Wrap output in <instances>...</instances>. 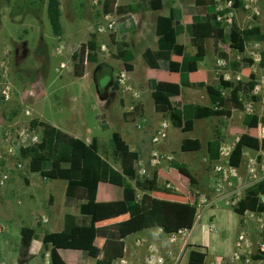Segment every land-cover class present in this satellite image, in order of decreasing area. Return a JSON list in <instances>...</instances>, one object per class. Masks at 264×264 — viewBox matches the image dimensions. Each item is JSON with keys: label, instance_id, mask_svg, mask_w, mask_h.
Segmentation results:
<instances>
[{"label": "rangeland", "instance_id": "obj_1", "mask_svg": "<svg viewBox=\"0 0 264 264\" xmlns=\"http://www.w3.org/2000/svg\"><path fill=\"white\" fill-rule=\"evenodd\" d=\"M45 1L0 0V73L3 62V65L9 68V81L12 84V98L14 99L9 102H4L3 100L0 102V151L8 144L16 150V154L8 159L5 170L8 172L9 178L15 177L18 180L14 192H11L6 185L0 187V248L2 252L17 247L19 229L22 226L38 229L37 233L41 234L59 230V228H54L52 225L57 216L65 209L63 204L66 182L64 180L44 179L37 173L29 172L28 161L18 155L17 150L22 145V136L24 137L28 132L31 118L46 120L54 124L63 122L77 125L80 132L84 133V124L89 125L90 129L95 131L93 127H98L96 115L104 113L108 128L100 132L103 138L100 140L101 144L106 147L111 134L118 132L122 135L124 141L131 146V139L134 137L147 138L149 141L150 131L148 126L156 118L160 117V114H157L153 109V101L149 92L148 94L147 92L143 93L136 85L146 82L147 79L172 83L178 82L177 74L161 68L150 69L145 65L140 53L145 47H150L152 43L142 42L130 48L132 53L130 64L133 68L131 71L125 72L127 84L139 93V98L129 99L126 102L120 99L117 91L112 90V82L116 81L122 71L124 72V67L121 61L115 57L117 46L111 42L110 37L114 32L102 34L96 32L97 26L102 22L100 0L94 2V7H91V0H60V23L64 37L59 38L54 37L51 33L45 12ZM119 1L126 3L135 0ZM179 2L182 3L185 0H179ZM164 3L165 6L160 12L162 15L167 14L168 1L164 0ZM259 6V16H251L250 12L242 7V4L238 6L234 19L236 25L239 28L258 25L264 32V3L261 0H259ZM112 17L116 21L117 27L118 17L115 14ZM92 32L97 34L99 46L97 62L84 61L83 67L86 70V74L83 77H77L74 75L73 68L78 58L74 60L72 55L79 53L80 47L85 45ZM177 40L178 43L186 46V50L190 54L200 51V47L190 45L187 42L186 33L179 34ZM102 44L105 45V51L101 50ZM57 45H61L64 48V52L60 53L62 56H57L53 51ZM212 47V41L207 39L202 47L204 60L199 64V70L191 75L192 81H205L211 84L213 79H217L219 72L218 70H213L212 72L211 67L212 63L214 62L215 64L217 59ZM219 48L228 55L230 60L239 62V70L232 73L231 78L233 80H235L237 74H239L240 80L243 82L247 80L249 72L256 75L257 83L260 85L257 94L260 99L254 102L253 112L264 116V71L257 66L241 62L243 56L251 58L253 53L263 49L264 43H261L259 47L247 46L243 54H238L231 50L226 42H221ZM6 59L7 61H4ZM61 63L64 64V68H60ZM244 69L247 72L243 71ZM99 90L102 93L101 95ZM29 92L35 98L34 101L31 99ZM120 100H122V103H120ZM179 100L184 104L197 103L207 105L209 102L204 89L200 91L187 87L181 88ZM140 101L143 106L145 120L141 122L140 118H138L132 122L123 121L121 107L125 105V109L128 110L130 105H135ZM25 109H28L29 115H25ZM241 116L242 113L240 111L234 110L229 119L223 117L219 119L195 120L193 131L184 135L189 138L201 139L200 133L204 125L208 129L205 138H212L219 129L222 130L223 135L229 136L225 139L226 141L224 140L226 147L232 148L235 137L239 136L241 138L239 142L242 144L243 150H251L250 155L254 156L260 148V142L256 138L255 132L246 129L242 125ZM99 119H104V117L99 116ZM160 120H162L161 117ZM165 120L168 121L167 118ZM138 124H140V127H137ZM61 125L60 127L64 128ZM21 133L23 135L19 136ZM178 136H181V132L173 129L170 125L167 138L163 141V144L167 143L170 147H173L178 142L176 140ZM230 136H232V139H230ZM236 143L233 144V147ZM149 151L150 149L148 148L139 151V158L147 160ZM184 154L195 158L201 156L199 151L185 152ZM16 163L22 164L21 170L14 168ZM203 164L202 168L199 169V173L196 170H193L192 173L199 182L203 183L196 186V189H200L199 191L208 200H211L215 197L213 187L217 181L213 174L211 175L212 164L208 161ZM154 171L155 169L148 166L149 177L152 178ZM24 176L29 179V186L24 183ZM240 176V181L237 184L231 182L229 187L226 186V188L232 191L237 187H241L246 182V172L243 168ZM161 177L162 183L166 179L175 185L179 183L174 175H163ZM203 177L204 179L201 181ZM161 182L156 183L155 181L154 194L156 195L159 193L158 189L162 187ZM186 182L184 177L180 183L184 184ZM181 187L182 185L180 184L176 188ZM187 189L191 191V194L195 193V189L191 187ZM186 191L185 189L184 192ZM243 193L244 191H242L241 196ZM48 195H51L50 198H48ZM99 196L102 197L104 195L100 193ZM233 198H235V195H233ZM77 207L78 203L76 202L73 204L72 210L69 209L67 211L69 213L73 211L77 214ZM224 207L232 209V206ZM119 213H122V211ZM207 217V214L203 213L196 220L192 230L188 233V243L197 245L202 243L201 225L208 222ZM43 218L47 219L44 224L42 222ZM234 218L239 221L240 216L237 215ZM241 219L244 220L241 226L235 220L233 228L228 229L229 220L226 213L224 211L215 213L212 222L217 230L216 236H218L217 246L219 249L217 254L226 256L227 241L232 239L234 245L240 232H244L253 242L252 255L256 254V244L262 234L257 217L245 215ZM112 221L117 222L118 220L115 218ZM40 224L43 225L40 227ZM209 239V251H212L215 248L214 234ZM99 240H97V245L100 243ZM137 240L140 242L139 245L136 244ZM123 242L125 247L121 258L127 259L131 264H144V256L149 249L148 243L155 245L158 254L165 258V264L175 263V257L170 258L167 256L169 249H173L175 256L180 254L181 249L179 243L176 245L169 244L163 232H156L152 228L129 236ZM186 247L181 252L182 254L177 261L178 264H186ZM80 254L79 251L74 250L61 251L63 260L70 264H94V260L89 257L80 260ZM11 256L13 255L9 256L8 262L11 261ZM212 259L213 257L210 256L206 259V263L209 264ZM37 260L39 264H45V258L37 256ZM250 264H264V259L262 261L251 260Z\"/></svg>", "mask_w": 264, "mask_h": 264}, {"label": "trees", "instance_id": "obj_2", "mask_svg": "<svg viewBox=\"0 0 264 264\" xmlns=\"http://www.w3.org/2000/svg\"><path fill=\"white\" fill-rule=\"evenodd\" d=\"M192 2L184 7L182 12L189 16L190 21L181 23V11L172 9L168 16L158 15L156 18L155 33L157 48L146 49L142 53L144 63L151 69L162 68L170 73L178 74V82H165L148 79V88L153 100L154 110L168 117L171 126L182 132L193 129V121L212 117L230 118L233 110L242 111L241 97L257 102L260 97L251 95V90L257 84V77L249 72L245 82L224 80L218 75L214 84L207 85L204 81L192 82L190 74L196 73L198 63L204 58L202 47L206 39L213 42V52L217 58L228 60V68L236 72L239 62L230 60L228 55L221 51L219 44L226 42L229 48L238 54H243L247 44L264 43V32L258 25L239 28L236 23L226 29L217 22L213 11L212 0H187ZM235 7L241 5L235 1ZM162 8L161 0H139L127 6H115V0H103L102 15L108 13L158 11ZM45 12L50 25L51 33L59 38L62 34L60 23V0H46ZM186 32L190 42L200 47L196 54L186 51L184 45L177 42V36ZM113 33V32H112ZM97 34L92 32L85 45L80 47L77 54H73V72L77 77L84 74L83 62H97ZM85 51H87L85 55ZM115 57L119 59L125 70L130 71L132 53L117 46ZM242 63L252 65L251 58L242 57ZM258 67L264 71V48L259 51ZM117 82H112V90L117 89ZM182 87L204 89L210 104L180 105L179 98ZM101 95V91L99 90ZM0 102L2 97L0 95ZM122 103V100H120ZM140 106H135V116H141ZM138 111V112H137ZM125 115V114H124ZM259 121L264 122V116L244 114L242 125L248 130H255ZM29 128L34 130L39 140L27 146L18 148V155L28 161V170L37 173L45 179L64 180L65 205L78 203V215L66 213L63 217V228L58 232L37 233L34 228L22 226L19 229V243L16 250L17 264H30L32 254L31 243L39 239L46 252L50 264H70L65 262L60 251H79L83 258L89 257L94 264H113L123 256L124 240L144 230L157 228L163 233L180 229L190 230L196 220V209L185 200L170 201L152 197L154 193L153 180L140 177L137 174L136 162L138 153L131 150L117 132L111 134L104 147L99 138L92 137L89 143L74 138L60 129L37 118L29 120ZM264 149V141L260 143ZM201 148L197 139H183L181 150L198 151ZM210 161L219 159L220 141L215 136L206 144ZM242 144L238 142L232 149L229 165L238 168L242 161ZM47 165V167H45ZM174 167L185 177L190 186L196 184L194 177L187 169ZM21 170V169H20ZM140 190L139 199H136V190ZM103 195L110 194L112 200L124 202L128 214L127 219L110 225L98 227L95 224V204ZM117 193L120 195L115 196ZM264 193V182H259L247 188L233 211L238 215L245 212L259 214L264 212V204L259 201V194ZM146 215H148L146 217ZM145 216V226L143 221ZM264 241V230L261 234ZM101 238V247L95 245V240ZM187 264H204L206 253L199 246L187 245ZM253 261L264 259V251L251 256Z\"/></svg>", "mask_w": 264, "mask_h": 264}, {"label": "crops", "instance_id": "obj_3", "mask_svg": "<svg viewBox=\"0 0 264 264\" xmlns=\"http://www.w3.org/2000/svg\"><path fill=\"white\" fill-rule=\"evenodd\" d=\"M96 1L97 0H91V2H92V6L91 7H94V5H95L94 2H96ZM138 1L139 0L130 1V2H126V3H121L119 0H117V2H118L117 3L116 0H115V6L117 5V6L123 7V6H127L129 4L138 2ZM161 1H162V8L160 10H158V11L133 12L132 14L135 17L136 22L131 20V19L128 20V14L130 12H125L124 11L123 13H120V14L115 13V12L110 13L111 15L115 14L118 17V24H117L116 30H115V32L112 35H110L111 42L115 46H119L122 50H128V51H130V48L135 47V46H137V44H140L142 42H151L152 45L150 47H145L141 51V53H140L141 57H142V53L146 49L155 50L157 48V36H156V33H155L156 18H157L158 15H162L160 12H161V10H163V8L165 6L164 0H161ZM167 1H168L167 14L163 15V16H168L172 9H178L182 13L181 14V16H182L181 23L185 24V23L190 21L189 16L184 14L182 12V9L184 7L190 5L192 2L187 1V0H185V2H182V3H180L179 0H167ZM261 2L264 3V0H261ZM99 3L101 4V9H102L103 0H100ZM184 33H186V32L184 31L181 34H184ZM186 35H187V42L190 45H192V43L190 42V38H189L187 33H186ZM62 36L64 37L63 29H62V34H61L60 37H62ZM178 36H177V38H178ZM209 40H211V39H209ZM205 41H204V43H205ZM177 42H178V40H177ZM212 46H213V42H212ZM185 48H186V46H185ZM96 54H97V57H98L99 50H97ZM193 54H196V53H193ZM203 60H204V58H203ZM130 62H129V64H130ZM201 62L198 63V70H199V64ZM211 67H212V72H213V70H217V66L214 64V62L212 63ZM132 68H133V66L131 65V70H132ZM165 71H167V70H165ZM243 71L247 72L246 69H244ZM127 72H129V71H127ZM85 74H86V70L84 69V74L81 77L85 76ZM175 74H177V73H175ZM192 74H194V73H192ZM192 74H190V76H189L190 80H191V75ZM192 82H197V81H192ZM214 82H215V79H213L211 81V84H214ZM205 84L210 85L209 83H206V82H205ZM136 87L140 88L143 91V93L147 92V94H148V92H149V94H150V89L148 88V79L146 80V82H143L142 84L136 85ZM198 90L201 91L202 89H198ZM29 93H30L29 94L30 97H32L31 99L34 101L35 98H33L32 93L31 92H29ZM180 94H181V92H180ZM205 94H206V92H205ZM150 97H151V95H150ZM102 101L104 102V100H102ZM124 101L126 102V100H124ZM208 101H209V99H208ZM179 103H180V105L184 104L180 100H179ZM194 104H197V103H194ZM209 104H210V102H208V104L204 105V106H208ZM133 106H140V110L139 111L141 112V116H135L134 115V113H136V112L134 110L132 111L130 109ZM125 107H126L125 105H123V107H121V117H122L123 121L132 122V121H134L135 119H138V118H140L141 122H143L145 120L144 112H143V106H142L141 101L137 102L135 105H130L128 110H126ZM153 109H154V104H153ZM233 111H232V113H233ZM156 113L160 114V117H161L162 120H160V117L156 118V120L151 122L150 125L148 126V129L150 131L149 141L147 140V138L144 139V138H140V137H134V138L131 139V141H132V145L131 146L128 145L124 141L129 146V148L131 150H133V151L138 153V156H139V151H142V150H144L146 148L151 150V148H152L151 137L155 133L156 129L159 127L160 123L162 121H164L165 118L168 119V117L162 115L161 113H158V112H156ZM99 116H103L104 119H99ZM212 118H218L219 119V118H223V117H212ZM242 118H243V116L240 118L241 119V123H242ZM206 119L208 120V119H211V118H206ZM227 119H229V118H227ZM197 120H199V119H197ZM42 121L47 122L50 125H52V126L58 128V129H60L61 131L67 133L68 135H70V136H72L74 138L81 139V140H83L86 143H89L92 137H97V138H99V140L103 139L101 134H100V132L105 131L108 128V123L106 122L104 113L96 115V121L98 122V127L97 128L93 127L95 131H92L90 129L89 125L84 124V126H83L85 128V132L84 133L80 132V129L77 127V125L65 124L63 122H58V123L54 124V123H50L49 121H46V120H42ZM168 121H169V119H168ZM194 122H195V120L193 121V129H194ZM60 124H62L61 126H63L64 128L60 127ZM138 126L140 127V124H138L137 127ZM171 127L173 129H177L178 131L181 132V136H178V139L176 138V140H178V142L173 147H170V145L167 144V143L163 144V142H162L161 145L159 146V149L162 152H165V153H172L174 158H173L172 161H170L168 163L165 162V163H162L163 165L161 164V165L157 166L156 168H152V169H155V171L152 174V178L151 177H149V178H151L153 180V184L155 185V181H156V183H158V182L160 183L161 182V180H162L161 176H163V175H174V177H176V179L178 180L179 183L177 185H175L173 182L171 183L168 179H166L164 181L165 182H169L172 185V188H170V189L166 188L164 186V183L161 182V186L162 187L158 189L160 194L157 193V195H156V194L152 193L151 196L155 197V198H159V199L170 200V201H180L182 198H183L182 200H186V197L189 194H191V191L187 189L188 187L189 188L191 187V188L195 189L194 192L197 193L198 196H200V195L205 196L202 192L199 191L200 189L199 190L196 189V186H198L199 184H203V183L199 182L192 172H193V170H196L199 173V169L202 168V165H204L203 163L207 162V161L209 163H211L212 166L214 167V165L216 164L217 161H210L209 160L206 144H207V142L209 140H212L215 136H218L219 137V141H220V145H222V144L224 145L226 143V142H224V140L227 139L229 136L228 135H226V136L223 135V133L221 132L222 130L218 129L217 132H216V135H214L212 138H205V135H207V133H208V129L206 127H204V125H203L202 132L200 133L201 139L189 138V137H186L184 134H187V133L193 131V129L191 131H189V132H182V130L179 129V128H175L173 126H171ZM250 131L255 132V130H250ZM94 132H96L97 135L94 134ZM167 133H168V131H167ZM121 137H122V135H121ZM231 137L232 136H230V139H232ZM166 138H167V136H166ZM186 138L187 139H197L200 142L201 148L198 151L201 152V156L199 158H195V157H192L190 155L184 154L185 152H194V151H183V150H181V142H182L183 139H186ZM122 139H123V137H122ZM240 139L241 138L239 136H236L235 137V142L233 144H235L236 142L238 143L240 141ZM233 144H232V149L236 146L235 145L233 147ZM174 164H175V166H179V167H183V168L187 169L188 172L194 177L196 184L194 186H190V184H189L187 179H186V181H187L186 183H184V184L180 183L182 178H184V177L182 175H180V173L174 167ZM213 167H212L211 175L213 174V177H215L216 181L218 182L219 174L214 172ZM239 168H240V166H239ZM241 170H242V168H240V172H241ZM203 179H204V177L202 178L201 181H203ZM17 181H18L17 178L10 177L5 185L9 188V190L11 192H14L15 191L14 188L16 186V183H18ZM23 181L28 186L30 185V181H29V179L26 176L23 177ZM230 181L232 183L237 184L240 180H239V178L231 177ZM180 184L182 185V187L181 188H176ZM65 188H66V185H65ZM239 188L240 187H237L236 189L238 190ZM185 189L187 190L186 192H184ZM153 190H154V187H153ZM138 193L141 194L140 190L137 189L136 196L138 195ZM241 193H242V191L238 195L239 199L242 198V196H243V195L241 196ZM64 195H65V191H64ZM119 195L120 194L117 193L115 196L118 197ZM50 196L51 195H48V198H50ZM100 200H104V201H99V202H97L95 204V216H94L95 218H94V221H95L96 226L102 227V226L110 225V224L117 223V222H120L122 220L127 219L128 214H127L126 207H125V204H124L123 201H121V200H118V201L112 200L110 198V194H107V193ZM73 204H75V202H73L69 206L65 205V197H64V204L63 205H64L65 209L62 211L61 214H59L57 216V218L54 220L53 225H52L54 228H59V230L52 231V232H58V231L62 230V228H63V217H64V215L66 213H69L67 210L71 209ZM224 206H227V205H225L223 202H218V203H215L212 206L207 207V208L204 209L203 213L207 214L208 222L207 223L205 222L204 224L201 225V239H202V243L201 244L197 245V244H190V243L186 242V246L187 245L199 246L200 249L203 252L206 253V259L209 258L210 256H212L213 258L215 256H222L219 253L217 254V250L219 249L218 246H217L218 236H216L217 230L215 229L214 224L212 222L213 218L215 216V213L217 211L218 212L219 211H221V212L224 211L226 213V216L228 217V220H229L228 229L229 228L232 229L234 223L237 221V219H235L234 216H237L238 214H236L233 211V208L232 209H227ZM119 210L122 211V213H119L120 212ZM77 211H78V207H77ZM63 212H65V213H63ZM70 214L78 215V213L76 214L73 211ZM238 216H240V219H239V221H237V223L239 224V226H241L244 223V220H242L241 218L243 216H245V213L243 215H238ZM115 218L118 220L117 222H113L112 221ZM145 220H146L145 216H143L144 226H145V222H146ZM196 220H195V222H196ZM42 222H43V224L46 223L47 219L43 218ZM195 222H194V224H195ZM43 224H40L39 226L41 227ZM210 225L212 226V229L216 230V233L214 234L215 248L212 251H209V241H210L209 238L213 234V233L211 234V231L209 230L210 227H211ZM31 228H33V227H31ZM192 228L189 231H191ZM145 229H148V228H144V230ZM152 229H154V231H156V232H162L160 229H157V228H152ZM37 230H36V232H37ZM248 233H250V232H248ZM98 239H100L99 240V242H100L99 245H97V240ZM102 243H103V240L101 238H97L95 240V245H97L98 247H101ZM180 246H181V244H180ZM17 247H18V245H17ZM17 247H13V248L9 249L8 251H5V252L4 251L2 252V249L0 248V264H17L16 263V259H17L16 250H17ZM230 250H233L232 239L231 240L229 239L227 241V249H226L227 255L230 252ZM30 251H31V254L33 256L32 260L30 261V264H39V262L37 260V256H41L42 258H45V255L48 254V252H46L44 250V248L42 246V243H41V241L39 239H34L32 241L31 247H30ZM185 253L186 254L188 253L187 249L185 250ZM10 255H13V256H11L12 257L11 261L8 262V260L10 259V257H9ZM60 255H61V251H60ZM83 259L84 258L80 254V260H83ZM206 259L204 261V264H207L206 263ZM45 264H50L49 258L48 259L45 258ZM186 264H187V258H186Z\"/></svg>", "mask_w": 264, "mask_h": 264}, {"label": "built area", "instance_id": "obj_4", "mask_svg": "<svg viewBox=\"0 0 264 264\" xmlns=\"http://www.w3.org/2000/svg\"><path fill=\"white\" fill-rule=\"evenodd\" d=\"M236 0H212L213 2V11L214 16L217 22L221 23L226 29L231 27L233 23H235L234 19L237 13V7H235L234 3ZM240 1L242 7L250 12L251 16H259L260 15V6L259 0H237ZM133 20L136 22V19L132 13L128 14V20ZM116 30V21L113 19L110 13L102 15V22L97 26L96 32L99 34L105 32H115ZM247 46L259 47L260 43H253L247 44ZM101 50L105 51V45H101ZM54 53L57 56H62L64 52V48L61 45H57L53 49ZM87 51H85L86 55ZM253 60L252 65L258 67L259 62V52L253 53L251 56ZM4 61H7L4 60ZM215 65L217 66V70L219 72L218 75H221L224 80H231V81H239L240 76L237 74L235 76V80L231 78L233 71L228 68V60L224 58H217ZM60 68H64V64H60ZM259 68V67H258ZM125 68L124 72L122 71L118 77L116 78L117 82V93L122 100H129V99H138L139 93L136 92L129 84L126 82L125 78ZM259 84L257 83L253 89L251 90V95H257L259 92ZM0 95L4 102H9L14 100L12 98V84L9 81V68L3 65L2 62V69L0 73ZM243 110L241 111L242 116L244 114H252L253 112V104L254 102L250 99L241 97ZM134 107L130 109L133 111ZM25 115H29L28 109L24 110ZM256 114V113H255ZM258 115V114H257ZM241 116V117H242ZM259 118L263 117L258 115ZM170 126L169 121H162L159 127L156 129L155 133L151 137V144L152 148L149 151V156L147 160L138 159L136 162V169L137 174L140 177H148V166L150 168H156L157 166L161 165L162 163H168L173 160L172 153H165L159 149L161 143L165 140L167 136V131ZM139 127V126H138ZM28 132L25 136H22V145L27 146L32 143H35L39 140L38 134L31 130L30 128L27 130ZM23 135L22 133L19 136ZM255 136L261 143L264 141V122L259 121L256 128H255ZM20 147V146H19ZM18 151V150H17ZM232 148L226 147L225 145H220L219 148V159L217 160L216 164L213 167L214 172L219 174L218 182L213 187V191L215 197L211 200H208L205 196L200 195L198 196L197 193L189 194L186 197L185 202L188 203L190 206H194L196 209V219L198 220L204 209L207 207L212 206L215 203L223 202L227 206H235L239 200L237 197L241 191H245L247 188L258 184L259 182H264V149L261 147L259 148L257 154L254 156L250 155L251 150H243L242 151V161L240 168H243L246 172V182L237 190L230 191L226 186L229 187L231 184V177L234 178H241L240 176V168H235L229 165V157L231 154ZM16 154V150L11 145L4 146L3 150L0 151V187H3L6 182L9 180V174L5 170L7 166L8 159L13 157ZM14 168L16 170L22 169L21 163H16ZM164 186L166 188H172V185L169 182L164 181ZM233 195L236 197L233 198ZM140 197V193L136 196L138 200ZM260 203L264 204V193L259 194L258 196ZM245 215L249 217H257L258 225L261 231L264 230V212L259 214L245 212ZM260 216V217H258ZM211 226V225H210ZM212 231L213 234L216 233L215 229H212V226L209 229ZM189 230H177L164 233L166 235V240L171 245H176L178 243L181 244L180 254L175 256L173 249H169L167 251V256L170 258L175 257V263L178 264L177 261L182 254L186 242L188 239ZM136 244H140L137 240ZM148 252L145 253L144 256V264H165V258L158 254V250L156 249L153 243H148ZM252 249H253V242L247 237L244 232H240L233 245V250H230L227 256H215L209 264H250L251 256H252ZM264 251V241L260 236L258 238L256 244V253H260ZM45 258L48 259V254L45 255ZM262 261V260H261ZM113 264H131L125 258H118L116 259Z\"/></svg>", "mask_w": 264, "mask_h": 264}]
</instances>
